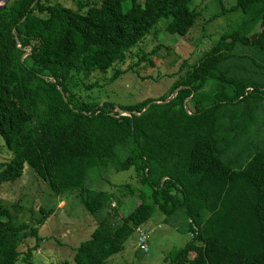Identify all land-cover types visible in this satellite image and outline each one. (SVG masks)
Masks as SVG:
<instances>
[{
	"label": "trees",
	"instance_id": "trees-1",
	"mask_svg": "<svg viewBox=\"0 0 264 264\" xmlns=\"http://www.w3.org/2000/svg\"><path fill=\"white\" fill-rule=\"evenodd\" d=\"M190 2L7 0L0 7V186L28 166L54 194H78L83 212L97 218L74 247V264H105L138 229L147 243L143 222L178 209L188 238L163 264H264V0L221 2L214 15L239 13L179 65L161 95L115 103L85 91L94 81L84 78L122 60L158 20L153 34H185L199 15ZM128 168L116 192L88 184ZM38 209V217L17 220L0 204V264L32 263L51 211Z\"/></svg>",
	"mask_w": 264,
	"mask_h": 264
},
{
	"label": "rangeland",
	"instance_id": "rangeland-1",
	"mask_svg": "<svg viewBox=\"0 0 264 264\" xmlns=\"http://www.w3.org/2000/svg\"><path fill=\"white\" fill-rule=\"evenodd\" d=\"M75 7V0H61ZM228 4L233 0H191L190 5L199 10V15L192 27L183 35L158 30L153 34L154 27L160 29L163 19L158 20L126 51L122 60L112 62L104 72H91L85 82L94 81L89 95L109 99L115 103H132L145 97H157L164 93L170 82L181 72L179 65L193 60L203 49H206L218 37L225 22L233 20L239 10L214 15L220 3ZM124 5H128L127 2ZM254 36V35H253ZM251 36V37H253ZM250 37V38H251ZM141 48L146 52L140 58ZM251 54L250 50H245ZM118 70L117 74L114 71ZM264 93V87L262 88ZM250 103L246 100L242 105ZM116 109V108H115ZM6 157L5 150L0 146V161ZM133 172L131 168L112 172L105 181L102 177L89 178V185L95 188H108L116 192L119 183L127 181ZM133 180V177L129 179ZM112 184V185H111ZM124 200V208L132 205V200ZM0 204L6 205L17 220H32L38 217L39 206L50 207L38 227V234L43 239L31 253V264H74L72 260L74 247L87 237L96 222V216L86 214L75 191L61 194L51 192L43 181L39 180L28 166L21 175L13 180L5 181L0 186ZM185 218L178 209L164 219L155 211L146 219L142 227L151 228L147 236V251L138 247V236L132 231L124 240L123 248L109 256L105 264L115 262L122 264L132 262L139 264H163V255L171 248L182 245L188 238L185 230ZM137 238V240H136ZM29 242L33 240L29 238ZM18 258L14 264H20Z\"/></svg>",
	"mask_w": 264,
	"mask_h": 264
},
{
	"label": "built area",
	"instance_id": "built-area-1",
	"mask_svg": "<svg viewBox=\"0 0 264 264\" xmlns=\"http://www.w3.org/2000/svg\"><path fill=\"white\" fill-rule=\"evenodd\" d=\"M138 246L142 249L145 250L147 247V243L145 240V235L144 233L138 229Z\"/></svg>",
	"mask_w": 264,
	"mask_h": 264
},
{
	"label": "water",
	"instance_id": "water-1",
	"mask_svg": "<svg viewBox=\"0 0 264 264\" xmlns=\"http://www.w3.org/2000/svg\"><path fill=\"white\" fill-rule=\"evenodd\" d=\"M7 1V0H0V7L3 5V3ZM27 52V50L25 52H23L22 55H24L25 53ZM119 112H121L122 114H129V111L127 110H123V109H119V108H116Z\"/></svg>",
	"mask_w": 264,
	"mask_h": 264
},
{
	"label": "clouds",
	"instance_id": "clouds-1",
	"mask_svg": "<svg viewBox=\"0 0 264 264\" xmlns=\"http://www.w3.org/2000/svg\"><path fill=\"white\" fill-rule=\"evenodd\" d=\"M121 113V112H120ZM122 114V113H121Z\"/></svg>",
	"mask_w": 264,
	"mask_h": 264
}]
</instances>
